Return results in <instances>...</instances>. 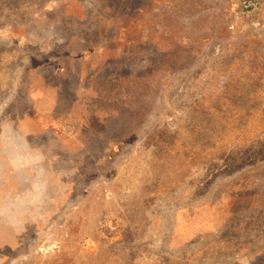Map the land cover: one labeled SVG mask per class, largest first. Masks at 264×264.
I'll use <instances>...</instances> for the list:
<instances>
[{
  "label": "rangeland",
  "instance_id": "1",
  "mask_svg": "<svg viewBox=\"0 0 264 264\" xmlns=\"http://www.w3.org/2000/svg\"><path fill=\"white\" fill-rule=\"evenodd\" d=\"M3 123L0 264H264V0H0Z\"/></svg>",
  "mask_w": 264,
  "mask_h": 264
},
{
  "label": "clouds",
  "instance_id": "2",
  "mask_svg": "<svg viewBox=\"0 0 264 264\" xmlns=\"http://www.w3.org/2000/svg\"><path fill=\"white\" fill-rule=\"evenodd\" d=\"M0 158L6 159L14 173H23L30 185L19 199L9 198L10 207H33L44 199L48 191V180L43 168V157L31 153L26 142L13 130L11 124H0ZM31 171L34 175L28 176Z\"/></svg>",
  "mask_w": 264,
  "mask_h": 264
}]
</instances>
